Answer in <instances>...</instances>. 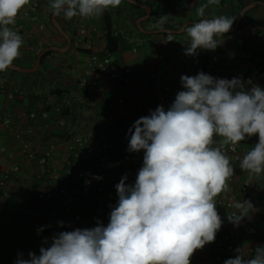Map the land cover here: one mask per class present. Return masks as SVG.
Returning a JSON list of instances; mask_svg holds the SVG:
<instances>
[{
	"label": "crops",
	"instance_id": "crops-1",
	"mask_svg": "<svg viewBox=\"0 0 264 264\" xmlns=\"http://www.w3.org/2000/svg\"><path fill=\"white\" fill-rule=\"evenodd\" d=\"M132 1L134 3L121 0L117 8L109 9L112 34H122L131 47L111 53L112 69L117 72L118 80L110 82L106 88L90 87L87 82L81 81L88 68L89 54L92 51H105L103 15L89 19L77 16L71 20H66L63 14L56 16V22L65 34L62 35L51 23L49 8L43 1V30H37V21H30L20 13L23 22L33 29V33L24 37L21 55L14 60L13 66L31 68L42 49L54 47L57 50H51L52 53L33 72L15 69L0 72V166L3 169H10L13 165L19 167L18 173L11 178L6 194L0 189V245L5 241L8 246L19 244L25 249L35 244L40 252L41 247L51 245L55 234L63 232L59 219L46 216L56 209L60 217L68 218L62 209L72 193L69 183L65 182V193L55 194L50 200L39 198L38 194L49 188L51 172L63 171L68 157L66 142L77 133L103 132L109 146L106 166L113 172H121L122 177L127 175L126 184L130 185L136 180L143 166L144 151H128V129L136 120L149 116L157 108L146 104V100L150 86L162 76L168 77L173 91L184 90L180 82L182 75L195 76L200 72L216 79L237 78L242 83L246 77H251L253 82L247 84L245 90L253 86L264 90V0H242L245 6L253 2L263 4H255L246 10L236 27L237 32L233 34L235 29L224 34L215 50L199 49L196 55L185 54L190 37L183 27L201 19L196 10L207 0ZM231 3L232 0H220L219 5L209 6L204 18L220 15L229 17ZM161 16H168L165 31L154 27ZM78 26L84 28L87 39L93 42L88 49L76 46ZM168 31L174 33V40L167 42ZM236 36L242 39L237 50L243 47L242 53L252 52L259 66L255 62L234 57ZM66 37L70 40L69 45ZM202 55L207 56L203 58L204 65ZM124 69L130 72L125 73ZM150 75H154V78ZM99 77L108 81L107 75ZM119 99H123L122 104L118 103ZM169 108L164 107L165 111ZM42 109L49 113L46 120L39 117ZM30 112L37 113L35 119L22 116ZM59 113L64 118V125L57 124ZM15 132L27 134L25 142L15 140ZM258 139L257 134L240 142V159L234 166L233 179L228 181L230 190L221 193L233 197L234 205L239 201H250L252 210L237 225L228 218L231 210L238 211L234 205L233 209L219 208L217 211L223 223L215 241L196 250L190 258V264H224L229 259L223 244L219 242L224 232L230 234L236 244L246 251L244 259L254 258L255 249L264 247V174L250 178L240 168L243 156L258 143ZM215 142L214 146H218L220 137H215ZM50 148L52 155L46 166L25 156L29 151L42 154ZM81 168L87 174L89 170L97 173L102 171L97 163ZM243 179L249 180L250 187L248 193L241 196L238 191ZM120 180L115 177L111 181L104 177L97 180L86 176L79 181V185L88 190L78 194L75 211L81 214L88 225L96 227L98 222L103 224V218L87 210L86 205L93 204L105 209L117 205L116 185ZM105 184L112 187L109 193L101 194L94 190L95 186ZM29 213L32 217H28ZM42 215L46 216L39 217ZM36 223L39 225L37 228ZM41 228L43 231L38 233ZM248 249H252V252L248 253ZM217 257L220 259L217 260Z\"/></svg>",
	"mask_w": 264,
	"mask_h": 264
},
{
	"label": "clouds",
	"instance_id": "clouds-1",
	"mask_svg": "<svg viewBox=\"0 0 264 264\" xmlns=\"http://www.w3.org/2000/svg\"><path fill=\"white\" fill-rule=\"evenodd\" d=\"M219 3L207 0L196 10L201 19L183 27L190 37L186 55L215 50L232 28L235 17L204 18L205 10ZM29 4L30 0H0V72L9 70L21 55L23 38L10 26ZM120 4L121 0H50L49 7L53 15L71 20L99 18ZM167 19L161 16L154 27L165 31ZM173 37L168 31L167 42ZM180 82L184 90L167 111L158 106L128 129V151L143 150V166L134 185L125 183L127 175L116 185L118 202L107 226L98 222L91 229L59 232L38 256L29 252L28 259L18 258L16 264H190L196 250L215 241L223 223L215 198L230 190L228 181L234 175L223 146L235 151L246 137L258 134V143L243 156L240 168L250 178L264 174V90H245L237 78L216 79L203 72L182 75ZM215 137H220L219 146H214ZM234 206L238 211L228 218L238 225L253 206L250 201ZM236 252L224 264H264V247H257L250 259H244L242 249Z\"/></svg>",
	"mask_w": 264,
	"mask_h": 264
},
{
	"label": "built area",
	"instance_id": "built-area-1",
	"mask_svg": "<svg viewBox=\"0 0 264 264\" xmlns=\"http://www.w3.org/2000/svg\"><path fill=\"white\" fill-rule=\"evenodd\" d=\"M42 0H30V4L26 6L23 12H20L23 17L27 18L30 21H37V30H43L44 24L41 20V7ZM18 14L16 17V22L13 27L18 33L22 36L23 40L27 34H32L33 29L27 27L21 18V14ZM158 23V22H157ZM75 43L77 47L82 49H88L92 46L93 42L90 39H87L84 28L82 26H78L76 28V36ZM125 73H129V69H124ZM99 75H107L108 81L105 79H101ZM151 78H154V75H150ZM118 80V74L116 71L112 69V60L111 53L107 51L95 52L92 51L89 54L88 68L85 71V74L82 78V83H88L90 87L100 86L102 88H106L110 82H116ZM251 77H246L244 79V87L247 84L252 83ZM179 91H173L169 79L167 76H162L159 78V81L155 82L150 86L149 89V97L146 100V104L153 106H163L170 107L173 103L174 97L177 95ZM119 104L123 103V99L118 100ZM60 111V110H59ZM48 111L46 109H42L40 111L39 117L46 120L48 118ZM23 117H27L31 120L35 119L37 113H23ZM58 125H64V118L59 113V116L56 118ZM25 133L15 132L13 137L15 140L19 142H25L26 140ZM219 146V145H218ZM66 147L68 151V157L66 158L63 171L62 172H51L50 173V186L47 190L39 192L38 197L42 199H52L55 194H63L67 191V185L65 182H68L72 193L70 195V200L65 203L63 206L62 212L68 216V218L60 217V212L56 209L51 210L50 213L46 215H42L39 217L46 216L50 219H59V224L63 231H73L77 228L79 229H91L93 226L88 225V222L84 220L80 213L75 211V203L78 199V194L82 192H87V187H81L79 185V181L84 179L86 176L88 178H94L98 175L106 178L108 181H111L112 178L121 179V172H113L106 165L109 161L108 156V142L106 135L103 132H91V133H77L73 135L66 142ZM2 150H4L2 148ZM223 150L230 157L231 164L234 168L235 175V164L240 159V143L236 146L235 151L230 149V146L224 145ZM52 155V149H48L42 154H36L33 151H29L25 153V156L29 160L36 161L41 166H46L49 158ZM97 163L102 167L101 172H96L93 170H89L88 174L83 166H89L91 164ZM19 171V167L17 165H13L10 169H3L0 166V189L6 194V191L9 188V183L11 181L12 176L16 175ZM234 175L230 178L233 179ZM135 181L130 185H134ZM250 187V182L247 179H243L240 182L239 186V194L244 196L248 193ZM111 185H97L95 186V191L101 194H107L111 191ZM216 208H227L233 209L234 198L229 197L225 194H220L216 198ZM116 206V205H115ZM113 206V207H115ZM105 209L100 206H96L93 204H87L86 209L95 213H98L103 218V225L107 226L110 218V212L112 208ZM236 211L231 210V213ZM28 217H32V214L29 213ZM62 222V223H61ZM39 227L36 223L35 228ZM219 242L223 244L224 251L227 253L228 258H235L237 255L236 249H242L243 255L246 251L239 245L236 244L235 239H233L230 234L224 232L220 238ZM252 249H248V253H251ZM220 257H217L219 260Z\"/></svg>",
	"mask_w": 264,
	"mask_h": 264
},
{
	"label": "trees",
	"instance_id": "trees-1",
	"mask_svg": "<svg viewBox=\"0 0 264 264\" xmlns=\"http://www.w3.org/2000/svg\"><path fill=\"white\" fill-rule=\"evenodd\" d=\"M46 6L49 8V16L52 14V10L49 7L50 5V0H42ZM233 3H231V14L229 17H236V15L239 13V11H241V9L245 6L244 2L242 0H232ZM253 1H258V0H253ZM147 6H150L148 3H144ZM225 3H223L224 5ZM132 6V5H131ZM213 6V5H210ZM103 18H104V23H105V51L113 53V52H121L124 51L126 49H129L131 47V44L128 42V40L122 35L117 33L116 35H113L111 32V26H112V17L110 14L109 9L107 11L104 12L103 14ZM49 24L51 25L50 21H48ZM52 26V25H51ZM237 32V29L233 32V34H235ZM167 35V34H166ZM236 45H235V52H234V57L236 58H243L244 60H248L251 62H255L258 66L260 65V63L255 61L254 58V54L252 52L250 53H242L241 51H243V47L240 48V50L238 51L237 48L239 46H241L242 44V39L239 36H236ZM52 51H48L46 52L39 63V66L43 63V61L45 60V58L51 54ZM243 54V57H241V55ZM207 58L206 55H202V64H205V59L203 58ZM260 225H258L259 227ZM261 247V246H260Z\"/></svg>",
	"mask_w": 264,
	"mask_h": 264
},
{
	"label": "water",
	"instance_id": "water-1",
	"mask_svg": "<svg viewBox=\"0 0 264 264\" xmlns=\"http://www.w3.org/2000/svg\"><path fill=\"white\" fill-rule=\"evenodd\" d=\"M127 1L130 2V3H134V1H132V0H127ZM255 4H263V3H261V2H253V3H251V4L247 5V6H244V7L241 9V11H239V13L236 15L235 20H234V23H233V26H232V28L230 29L229 32H232V31H234V30L236 29V27H237V25H238L240 19L242 18L244 12H245L246 10H248L250 7H252L253 5H255ZM263 5H264V4H263ZM146 8H147V10L149 11V8H148V7H146ZM50 21H51V23L54 25V27L57 29V31H58L59 33H61L62 35H65L64 32H63V30H62V29L59 27V25L57 24V22H56V15H53V12H52V14H51ZM66 39H67V43H68V45H69L70 40H69L68 37H66ZM51 50H57V48H54V47H48V48H44V49H42V50L37 54L36 59H35V61H34V64H33V66H32L31 68H28V69H22V68H19V67H16V66H13V65H12V66L10 67V69H15V70H18V71H28V72H33V71H35V70L37 69V67H38V65H39V63H40V60H41L42 56H43L46 52L51 51Z\"/></svg>",
	"mask_w": 264,
	"mask_h": 264
},
{
	"label": "rangeland",
	"instance_id": "rangeland-1",
	"mask_svg": "<svg viewBox=\"0 0 264 264\" xmlns=\"http://www.w3.org/2000/svg\"><path fill=\"white\" fill-rule=\"evenodd\" d=\"M29 252H33L37 256L40 254L35 244L32 247L22 249V246L19 244L8 246L3 241L0 245V264H16L18 258L28 259Z\"/></svg>",
	"mask_w": 264,
	"mask_h": 264
}]
</instances>
